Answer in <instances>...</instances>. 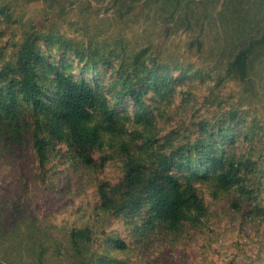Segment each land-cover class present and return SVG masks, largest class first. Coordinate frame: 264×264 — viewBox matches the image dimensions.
<instances>
[{
  "label": "rangeland",
  "instance_id": "374dc122",
  "mask_svg": "<svg viewBox=\"0 0 264 264\" xmlns=\"http://www.w3.org/2000/svg\"><path fill=\"white\" fill-rule=\"evenodd\" d=\"M27 38L49 78L59 69L107 100L119 142L147 157L180 150L183 164L199 160L189 155L202 139L215 142L248 181L224 191L198 177L211 165L175 167L208 206L176 234L105 212L99 187L123 178L120 144L105 141L94 168L61 145L42 164L23 106L19 140L0 138V264H264V0H0V99ZM248 48L246 78L228 73ZM136 56L139 79L148 74L141 104L121 98ZM87 228L92 241L75 250L72 231Z\"/></svg>",
  "mask_w": 264,
  "mask_h": 264
},
{
  "label": "trees",
  "instance_id": "16d2710c",
  "mask_svg": "<svg viewBox=\"0 0 264 264\" xmlns=\"http://www.w3.org/2000/svg\"><path fill=\"white\" fill-rule=\"evenodd\" d=\"M251 49L241 51L229 64L228 73L245 79L248 74ZM140 56L134 58V71L124 82L121 98H131L136 104L142 103L144 89L138 88L147 73L140 78ZM54 78L48 77L46 66L37 43L30 38L24 40L17 53L13 75L5 86V94L0 99V138L10 143L19 140L22 132L21 110L26 106L35 118L33 131L34 147L42 164L48 162L49 153L57 146H66L75 158L88 168L96 166L95 154L112 139L120 144L124 175L117 184L101 183L99 195L105 212L118 214L128 212L133 218L144 217L149 226L159 223L169 233H180L187 224H195L206 216L208 206L205 198L193 182L185 183L175 174L174 168L184 169L196 162L210 169L198 174L200 179L210 181L219 190L240 191L247 183L246 170L242 163L226 161L219 156L215 142L202 139L195 151L199 160L182 163L181 152L170 154H142L133 151L129 144L119 142L125 133L118 122L119 115L108 106L107 100L85 79L65 74L59 69ZM138 79L137 82H134ZM49 82V83H48ZM144 116L138 114L136 121L143 123ZM154 157V159H153ZM210 173H213L211 176ZM92 230H73L71 243L75 250L92 241ZM121 241L118 245L121 247Z\"/></svg>",
  "mask_w": 264,
  "mask_h": 264
}]
</instances>
